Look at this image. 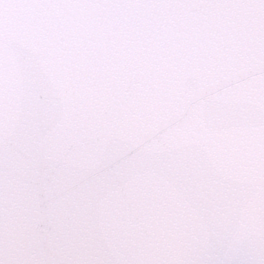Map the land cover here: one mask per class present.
<instances>
[{"label": "water", "instance_id": "water-1", "mask_svg": "<svg viewBox=\"0 0 264 264\" xmlns=\"http://www.w3.org/2000/svg\"><path fill=\"white\" fill-rule=\"evenodd\" d=\"M0 264H264V0H0Z\"/></svg>", "mask_w": 264, "mask_h": 264}, {"label": "bare ground", "instance_id": "bare-ground-1", "mask_svg": "<svg viewBox=\"0 0 264 264\" xmlns=\"http://www.w3.org/2000/svg\"><path fill=\"white\" fill-rule=\"evenodd\" d=\"M231 8V7H230ZM233 8V7H232ZM106 56H108V55H106ZM111 56V55H110ZM65 70H67V69H65ZM105 150H107V149H105ZM94 154H95V152H94ZM116 154V151L114 152V155ZM111 155L112 154H109V155H107L106 157L107 158H110L111 157ZM214 221H215V225H216V227H218V226H220L221 225V222L217 219V218H215L214 217ZM244 248H246V246L244 247Z\"/></svg>", "mask_w": 264, "mask_h": 264}]
</instances>
